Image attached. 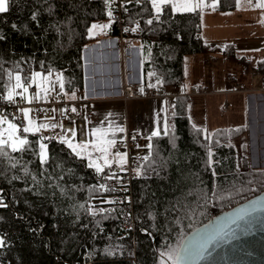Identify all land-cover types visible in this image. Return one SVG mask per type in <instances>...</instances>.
<instances>
[{
	"label": "trees",
	"instance_id": "trees-1",
	"mask_svg": "<svg viewBox=\"0 0 264 264\" xmlns=\"http://www.w3.org/2000/svg\"><path fill=\"white\" fill-rule=\"evenodd\" d=\"M214 1L217 11L237 6V0ZM108 10L104 0H9L8 11L0 13V62L17 72L62 73L66 91L84 88V49L95 39L92 25L111 19L110 34H121ZM122 11L128 23L141 20L140 32L125 31L123 36L138 39L144 72L153 71L163 86L185 79L188 55L214 48L203 38L201 10L173 13L168 6L151 25L146 21L154 12L148 3L132 0ZM6 83L4 75L0 95H6ZM188 100L186 95L175 98L169 134L154 137L143 159L134 182V232L120 227V215L89 214L92 205L113 194L91 191V186H111V180L87 167L86 159L77 158L58 139L45 141L50 159L43 167L33 154L38 144L25 153L9 151L11 161L0 157V190L8 205L0 208V237L6 242L0 248V264H165L160 252L178 249L185 235L211 216L264 191V168L251 163L248 126L215 131L195 127ZM41 136L27 138L36 142ZM14 175L19 179L11 180ZM173 205L178 206L176 212L166 211ZM108 246L114 255L101 254Z\"/></svg>",
	"mask_w": 264,
	"mask_h": 264
},
{
	"label": "crops",
	"instance_id": "crops-1",
	"mask_svg": "<svg viewBox=\"0 0 264 264\" xmlns=\"http://www.w3.org/2000/svg\"><path fill=\"white\" fill-rule=\"evenodd\" d=\"M204 4L205 7L199 9L202 12V35L214 48L188 55L185 79L173 86H163L167 96L154 99L127 98L124 94L126 84L143 91L157 80L153 71L144 72L143 50L138 39L110 34L111 19L94 23L108 27L91 29L95 39L84 49L86 83L83 90L93 115L87 117L84 113L72 112L53 137L59 140L61 136H67L75 145L86 146L91 151V145L97 143L102 134L106 140L115 141L111 148L113 164L119 159L115 154L120 153L124 155L125 165L127 150L117 148V145L124 142L127 132H138L141 140L132 146L131 152L145 159L143 152L151 151L148 146L157 137L152 134L159 131L164 135L165 128H171L169 96L175 99L186 95L189 98L188 114L195 127L215 131L247 125L251 163L255 168H264V36L253 42L247 36L231 34V28L236 26L222 17L238 10V0L236 8L228 11H217L212 7L216 4L214 0H204ZM205 16L212 18L213 35L204 26ZM212 56L216 58L212 59ZM230 75H236L248 90L230 91L233 87ZM55 77L53 73L51 79ZM44 86L52 88L49 84ZM194 86H206L210 92L193 93L191 88ZM32 87L34 93L30 92ZM55 88L65 90V86ZM37 91L36 84H32L27 95L33 97ZM45 97L38 101H44ZM225 104L226 109L223 108ZM35 121L38 125H54L57 115L48 112ZM39 133L42 134V130Z\"/></svg>",
	"mask_w": 264,
	"mask_h": 264
},
{
	"label": "snow or ice",
	"instance_id": "snow-or-ice-1",
	"mask_svg": "<svg viewBox=\"0 0 264 264\" xmlns=\"http://www.w3.org/2000/svg\"><path fill=\"white\" fill-rule=\"evenodd\" d=\"M132 0H125L126 3H131ZM104 3L106 7L109 9L107 12V15L109 18L112 17V5L116 3V0H104ZM137 4L143 5L144 3H148L151 5V9L154 12L153 18L148 19L146 21L147 24L151 25L153 23V19L159 20V17L163 15L164 10L170 6V9L173 13H184V12H193L199 9H202L205 7L204 0H136ZM249 3H251V0H249ZM124 7V4L121 5ZM9 7V0H0V13H5L8 11ZM212 7H215L213 4ZM256 8L264 9V2H258L254 5ZM147 10V9H145ZM125 11H127V8L125 7ZM33 19H35V15H33ZM15 27V25H14ZM108 25H92V29H106ZM0 39H3V37H0ZM43 66V65H41ZM19 68V65L16 66ZM7 76V83L3 84V88H5L6 95H0V99L6 100L9 104H16V98L19 97L20 99L25 100L27 103H32V101L40 100L44 98L52 89L49 87H46L44 85L46 84H52V86H55V83L59 84V87L61 89L64 88V80L63 75L56 74L55 77V83L52 82L51 77L53 75L51 70H48L47 75H44L43 73H40L39 71L24 73L23 69L21 68L18 72L15 70H9L5 69L3 67V63L0 62V81L3 80V76ZM32 84H36L38 91L33 97H29L27 95L29 91V87L32 86ZM19 90V91H18ZM74 98V96H73ZM17 111L21 114L23 121L26 123H22L21 125H17L9 120L7 115H3L0 113V157H6L11 161L13 158L9 156V151L12 153H25L27 152L30 147L33 144H38V147H36L33 150V154L36 155L39 159V163L41 167L48 164L50 159V154L48 150V144L45 143V141H51L54 139V137H46L41 136L38 138V141L33 142L30 141L27 138L28 134L35 135L36 133H39L41 130L47 131L49 128L55 129L58 125H48V124H37L35 119L31 117L30 109L25 108H18ZM72 111H75V109H72ZM20 117H13V119H18ZM6 126V127H5ZM169 134V128H165V135ZM153 136H159L160 132L156 131L152 134ZM206 139H210V137H206ZM59 143L66 145L70 150L71 153L74 154L77 158L81 160H87V167L95 169L97 174L102 175L103 179L107 180H119L120 178L116 175V173L110 172L105 175V169H111L113 166V158L111 153V148L114 146L115 141L106 140V138L101 134L98 136V142L91 145V151L88 150L86 146L83 145H75L73 143V139L68 138L67 136H61L59 138ZM151 148V144L148 146ZM98 153L99 155H95ZM117 157H119L118 160L115 162L118 166L121 167V170H123V163H124V155L120 153L115 154ZM209 159L207 161L208 166L211 167L212 160L211 156L212 153L209 152ZM147 160V157L145 158ZM19 163V160L16 161V163H11V167L15 168L17 164ZM155 163V162H153ZM150 168H152L153 172H156L157 175H159V171L149 165ZM25 173L27 174V168L24 169ZM71 171V169H69ZM140 172L138 171V175ZM0 175H4V171L0 170ZM213 175H215V172H213ZM63 177H61L62 179ZM19 179L17 176H12L11 180ZM35 179V177H33ZM11 182V181H10ZM30 190V189H27ZM91 191H115L114 187L105 185V184H99L91 186ZM215 194V193H213ZM107 203H116V201H106ZM123 201H121L122 203ZM257 202H252L251 206L246 209H242L238 214L237 217L240 221H244L246 217H252L254 213L258 210L257 209ZM8 205L4 203V197H3V191L0 190V208H6ZM81 208L84 207L83 204L80 205ZM178 210L177 205H173L170 209L166 210L169 212H176ZM104 209H100L99 212L94 211L93 208H89L88 212L90 215H102ZM149 216L152 217V214L149 213ZM226 221H230V224H237L236 219L231 218H225ZM87 227V225H84ZM239 227L240 225L237 224ZM247 225L245 224V227ZM171 230V229H170ZM146 232V234L151 235V233H148L147 230H143ZM223 232V229H220L218 231H213L208 234H206L204 237H202L203 243L200 244L198 247L194 248L193 245H181L180 248H169L166 251L160 252L159 256L162 258V260L165 262V264H186V261L188 258L195 255H201L202 251H206L208 248V245L212 244L213 242H216L218 240L222 239V236L220 233ZM227 233H225L226 235ZM94 235H96L94 233ZM108 239H111V237H108ZM6 246V242L4 239L0 238V248H3ZM102 255L105 256H112L114 255V250L111 248V246L105 247L100 250Z\"/></svg>",
	"mask_w": 264,
	"mask_h": 264
},
{
	"label": "built area",
	"instance_id": "built-area-1",
	"mask_svg": "<svg viewBox=\"0 0 264 264\" xmlns=\"http://www.w3.org/2000/svg\"><path fill=\"white\" fill-rule=\"evenodd\" d=\"M125 0H116V3L112 5V19L118 21L121 27L120 37L124 38L123 32H140L142 25L139 18L133 22L128 23L127 18L123 13V7ZM101 35V34H100ZM215 59L216 56H212ZM230 83L233 87L230 89L232 92H241L248 90L243 83L238 81L236 75H230ZM193 93H209V89L206 86H194L191 88ZM30 92L34 93L35 89L30 88ZM124 94L127 98H158L167 96L163 89V84L159 80H155L150 83L145 90L137 91L130 84L124 86ZM74 96V98H73ZM170 97V121L171 116L175 112V99ZM89 99L85 96L84 90L81 87H75L72 91L56 90L52 89L45 97L44 101L33 100L32 103H27L25 100L16 98V104H9L6 100L0 99V113L7 115L9 120L17 125L26 123L23 121L21 114L17 111L18 108H25L31 110V117L34 119L41 118L45 113L51 112L57 115V122L54 125H58L55 129L49 128V130H42V135L46 137H53L57 132L61 130V125L65 124L72 112L84 113L87 117H92L93 111L89 104ZM226 109L227 105H223ZM75 109V111H72ZM13 117H20L13 119ZM141 140V135L138 132H127L125 140L122 144H118L117 148L124 147L128 153V160L125 165H122L123 170L117 164H113L111 169H108V173L115 172L120 178L119 180H111V187L115 188L113 194L104 200L99 205H92L93 210L99 211L104 209L103 213L116 214L121 216L120 227L134 232L137 226L136 213H135V197H134V182L138 175V171L141 172V164L143 158L138 155H134L131 152L132 146L137 144ZM106 201H116V203H107ZM121 201H123L121 203Z\"/></svg>",
	"mask_w": 264,
	"mask_h": 264
},
{
	"label": "water",
	"instance_id": "water-1",
	"mask_svg": "<svg viewBox=\"0 0 264 264\" xmlns=\"http://www.w3.org/2000/svg\"><path fill=\"white\" fill-rule=\"evenodd\" d=\"M257 201L254 215L240 221L237 214ZM226 217L236 219L240 226L230 224ZM220 229L222 239L208 245L201 255L188 258L186 264H264V191L211 216L188 232L180 246L191 244L196 248L203 243L202 237Z\"/></svg>",
	"mask_w": 264,
	"mask_h": 264
},
{
	"label": "rangeland",
	"instance_id": "rangeland-1",
	"mask_svg": "<svg viewBox=\"0 0 264 264\" xmlns=\"http://www.w3.org/2000/svg\"><path fill=\"white\" fill-rule=\"evenodd\" d=\"M258 2H264V0H251V3H249V0H238V10L235 13H230L229 15H224L222 17L226 21H229L233 26H236L231 28L232 35L247 36L253 42L260 40V37L264 36V9L254 7V5ZM213 25L214 23L212 18L210 16H205L204 26L206 30L209 31L210 35L215 33V31H213ZM238 30H242V33L240 34ZM217 50H219V47ZM54 74L56 76V74L61 73ZM51 80L53 83H55V78L54 80ZM49 85L52 87L51 89H56L55 87L60 88L58 83H55L54 88L52 84ZM240 141L241 139L237 140L238 143ZM149 154L150 151L148 153L145 151L143 152L142 156L145 158Z\"/></svg>",
	"mask_w": 264,
	"mask_h": 264
}]
</instances>
